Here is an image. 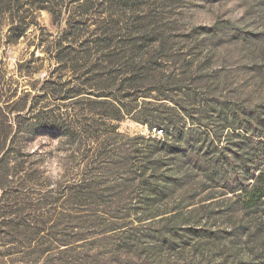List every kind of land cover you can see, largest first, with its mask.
I'll list each match as a JSON object with an SVG mask.
<instances>
[{
  "label": "trees",
  "instance_id": "obj_1",
  "mask_svg": "<svg viewBox=\"0 0 264 264\" xmlns=\"http://www.w3.org/2000/svg\"><path fill=\"white\" fill-rule=\"evenodd\" d=\"M34 3L0 0L7 45L25 34L30 10L48 8L53 18L60 13ZM249 15V25L224 18L193 27L183 34L198 37L186 49L164 25L123 27L117 15L106 14L105 24L82 30L79 20H68L50 52L64 63L67 78L19 89L0 74V248L22 253L44 236L31 213L51 189L35 201L45 175L39 147L31 143L48 131L68 145L69 156L81 152L79 165L90 171L71 185L65 201L86 195L88 187L102 201L126 198L122 208L109 202L114 214L101 221L103 230H118L111 250L98 246L85 258L98 264H264V85L256 88L264 84V0H253ZM219 46L221 54L236 50L247 60L248 89L242 83L232 89L243 79L215 67ZM172 61H179L178 70L169 68ZM127 117L151 135L118 132L116 122ZM118 136L129 145L116 157L104 144ZM106 174L111 182L98 180ZM71 228L74 237L83 236L81 226ZM35 246L26 254L39 264L46 249ZM63 257H48V264L85 259Z\"/></svg>",
  "mask_w": 264,
  "mask_h": 264
},
{
  "label": "rangeland",
  "instance_id": "obj_2",
  "mask_svg": "<svg viewBox=\"0 0 264 264\" xmlns=\"http://www.w3.org/2000/svg\"><path fill=\"white\" fill-rule=\"evenodd\" d=\"M30 1L35 2L32 8H35V4L49 5L60 13L53 18L48 8L36 7L32 13L30 10L27 18L31 20V24L25 34L14 44L7 45L0 34V74L4 73L6 79L18 82L19 89L32 84L38 88L44 78L57 79L58 77L64 80L68 75L69 72H66V75L62 77L64 63L56 62L50 55L54 41L57 40L61 30L66 27L68 20L71 22L79 20L82 30L85 28L91 30L95 26L100 27L105 24L102 18L106 17V14L117 15L123 27L128 24L145 25L148 23L156 26L164 25L167 27L166 30L171 29V38L178 40L183 49H186L194 44L198 36H186L183 33L190 32L195 26H210L218 19L224 18L235 20L237 24L249 25L251 21L249 12L253 4V0H85L83 4L77 3L76 0ZM116 9L119 12H116ZM226 45V48L232 46L231 44ZM222 49L224 47L219 46V53L213 58L215 67H223L239 80L243 79L241 82L232 83V89L237 90V86L241 83L245 86V90L248 89L251 81L247 73L249 68L247 60L239 59L236 50L226 53V49L224 54H221ZM178 66L179 61H172L169 68L178 70ZM263 85V83L256 85V88L259 89ZM261 90L264 95V86ZM257 100L259 99H255ZM116 123L117 131L120 133L129 135L139 133L147 137L151 135L148 126L129 117ZM60 140L61 138L54 133L46 131L38 133L31 143V147H39L45 175L42 185L35 187V201L46 189H51L47 194V199L41 203V208L33 205L31 213V217L35 218L43 229L41 236H44L40 239L39 246L26 243L28 246L22 253H8L7 246L2 245L0 264H36L33 260L35 255L26 254L29 251L32 252L34 246L36 250L46 249L40 255L39 264H48V257L54 259L65 256L63 258L71 260L70 255L72 254L77 259L78 256L85 258L87 254H92V250L98 246L102 252L111 250L117 239L118 230H103L107 224L101 221L108 222L114 214L108 204L118 203L122 208L126 198L121 197V201L116 203L109 201L108 198L102 201L94 195L95 191L88 187L84 189L86 195L82 192L83 195L81 194L77 199L71 198L65 201V193L69 192L71 185L76 183L83 174L88 178L90 171L82 169V165H79L85 162L79 159L82 157L81 152H74L69 156L66 151L68 145ZM128 145L129 142L119 136L106 140L104 144L106 150L112 149L110 153L116 157L120 156L123 148ZM87 159L89 156L86 157ZM101 176L105 177L98 178L99 181L105 182L106 178L107 183L111 182L112 177L109 174ZM101 185L103 183H99L98 188ZM60 192L62 194L58 198ZM87 193L92 195L88 196ZM115 198L119 196L113 197L112 200ZM50 224L54 226L50 227ZM72 225L81 226L82 237H74L72 234L74 229L70 233ZM105 234H110V236L104 237ZM60 239L65 243L64 245L59 246L60 243H56ZM99 262L101 261H94L90 257L78 259V264H98ZM72 264H77V261L74 260Z\"/></svg>",
  "mask_w": 264,
  "mask_h": 264
},
{
  "label": "built area",
  "instance_id": "obj_3",
  "mask_svg": "<svg viewBox=\"0 0 264 264\" xmlns=\"http://www.w3.org/2000/svg\"><path fill=\"white\" fill-rule=\"evenodd\" d=\"M151 132L156 136H161L163 134L162 128H152Z\"/></svg>",
  "mask_w": 264,
  "mask_h": 264
}]
</instances>
